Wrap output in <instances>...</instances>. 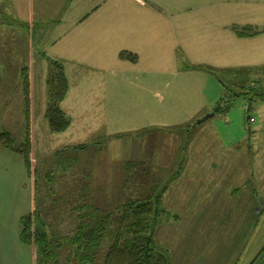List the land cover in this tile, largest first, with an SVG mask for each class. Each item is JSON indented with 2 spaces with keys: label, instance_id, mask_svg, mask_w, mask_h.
<instances>
[{
  "label": "rangeland",
  "instance_id": "rangeland-1",
  "mask_svg": "<svg viewBox=\"0 0 264 264\" xmlns=\"http://www.w3.org/2000/svg\"><path fill=\"white\" fill-rule=\"evenodd\" d=\"M143 1L149 4L150 0ZM180 1L184 2L186 12L193 9L201 12V7L215 4V0H160L156 4L163 11H159V17L164 16L165 10L166 14L169 13L168 7L170 11L175 10L173 3ZM194 27L191 28L194 30ZM207 35L202 40L200 37L194 38L189 28L186 51L192 52L187 48L191 45L189 43L198 41L205 44ZM152 44L155 45L153 54L151 45L142 50L135 40H124L121 43L123 49L138 51L137 66L145 70L133 73V78L138 79L131 83L122 82L116 89L103 92L107 103L105 106L110 108L112 117L105 114L106 117H102L101 106L93 105L90 108H99L101 116L99 111L96 113L94 110L83 117H74L72 126L63 135H50L46 122L37 112L40 107L38 101H41L45 92L42 74L34 73L36 115L32 124L30 170L19 156L0 147V186L6 189L5 195L10 198L8 208L12 213L24 211L23 214L33 218L32 232L37 228L41 241L25 244V250L10 245L12 261H15L13 259L18 252L19 264H80L73 258L72 245L66 242L76 231L77 213L72 210L74 205H82L85 201L116 215V207L127 200H144L147 196L157 195H162L163 212L158 217L153 243L156 250L168 251L172 264H197V260L234 262L243 259H239L241 254L237 248L224 250L216 247L224 244L217 243L218 226H214L217 220L222 219V215L212 216L207 197H210V193L202 191H209L210 186L200 183L204 177L209 176L213 162L224 161L221 149L220 153H211L210 149L223 146L243 153L244 148L252 146L251 138L254 139L256 133H251L254 128L249 119L264 113V101H260L259 96L253 97V94L264 92V75L239 71L232 75L230 73L233 70H228L231 68L203 63L202 59L212 60L207 56L200 58L194 53L185 55L183 50L179 54L171 50V58L164 52L162 58L163 54L156 52L159 51L158 46ZM34 51L36 70L37 59L40 57L37 55V42ZM150 58L152 63L149 62ZM163 60L164 67L169 65V71H153L152 68L156 67L157 70ZM21 61L25 63L26 59L21 58ZM215 61L219 60L214 58ZM15 68L14 65L9 68V72L0 73V131H8L18 144L24 139L26 120L21 75L13 71ZM234 76L237 77L235 82ZM143 77H148L146 83L141 82L144 81ZM184 84L185 89L180 87ZM204 85L203 96L212 100L214 107H222V111L214 117L210 116L197 124L205 114L169 129L123 130L113 137L106 134L104 122H110L115 111L116 114L120 112L124 115L122 127L135 124L131 116H126L140 114L141 109H156L158 115L168 118L179 112L176 110L184 106L183 102L187 105L201 97L197 89ZM254 85L257 88L251 90ZM237 93L248 94L244 96ZM252 98H255L253 102L249 100ZM233 108L241 109L240 128L233 124L240 115L235 114ZM226 121H230L228 125ZM211 124L217 131L209 129ZM79 144L85 147L73 149V146ZM196 146H201L203 152L196 153ZM215 156L218 158L215 159ZM230 156L232 154L229 153V159ZM252 156L253 152L251 161ZM235 157L242 162L238 156ZM198 163L199 169L195 168ZM17 192H21L20 200H17ZM200 196L203 200L199 199ZM43 233L47 236L44 242ZM110 244L109 238L103 241L96 264L102 261Z\"/></svg>",
  "mask_w": 264,
  "mask_h": 264
},
{
  "label": "crops",
  "instance_id": "crops-1",
  "mask_svg": "<svg viewBox=\"0 0 264 264\" xmlns=\"http://www.w3.org/2000/svg\"><path fill=\"white\" fill-rule=\"evenodd\" d=\"M158 2L160 0H150L149 6L143 0H0V73L9 72V68L15 65L13 71L21 75L25 70L28 74L31 152L32 124L36 115L34 73L42 74L41 81L45 92L43 98L39 93L41 101H38L40 107L37 112L46 122L50 135H63L72 126L74 117H83L94 110L96 113L100 112L97 107L94 110L90 108L93 105L101 106L102 117L104 114L112 117L110 108L105 106L107 103L103 92L116 89L122 82L131 83L138 79L133 78V73L143 68L137 66L138 51L123 49L121 43L124 40H135L142 50L151 45L152 54L155 50L152 43H155L159 49L156 52L163 54L162 58L164 52L171 58V50H175V54L183 50L185 55L194 53L200 58L207 56L212 60L202 59L203 63L231 68L228 70H233L230 73L232 75L238 71L264 75V0H215V4L210 7H201V12L193 9L196 10L193 14V10L186 12L184 2L180 1L173 3L175 10L170 11L168 7L169 13L166 14L165 10L163 17H159L163 11L156 5ZM189 28L194 38L200 37L202 40L205 35H210L205 37V44L198 41L189 43L191 45L187 48L192 52L186 51L185 42ZM35 42L37 55L40 56L36 70ZM21 58L26 59L25 63H22ZM214 58L219 61L213 62ZM54 62L62 66L68 83V91L59 107L69 118L70 125L60 133L52 132L45 119L49 103L47 82ZM149 62L152 63V58ZM164 64L163 60L157 70L156 67L152 68L153 71L167 73L170 67H164ZM143 79L141 82L146 83L148 77ZM233 79L235 82L237 77L234 76ZM20 80L22 82L21 77ZM180 87L185 89L186 85ZM204 87L206 85L196 88L201 97L187 105L183 102L181 109H173L179 112L168 118L158 115L156 109H141L140 114L126 116H131L130 119L135 124L122 127L124 115L120 112L116 114L115 111L113 119L103 123L106 134L113 137L123 130L169 129L175 127L173 125L183 124L205 114L213 113L214 117L222 111V107H214L212 100L203 96ZM21 89L23 91V85ZM22 94L24 102V92ZM99 95L102 97L98 98ZM254 99L249 100L253 102ZM258 99L264 101V98ZM113 103L115 104L114 99ZM176 103L177 100L174 104ZM233 110L235 114L241 113V109ZM240 118L242 119L241 114L233 121L238 128L241 126ZM226 122L228 125L230 121ZM249 123H253L254 130L251 133H256L254 139L250 136L252 146L244 148L243 153L223 146L210 149L211 153H220L221 149L224 161L213 162L209 176L204 177L200 183L210 186L209 191H202L210 193L211 198L208 195L207 197L212 216L222 215V219L217 220L214 226H218L217 243L224 244L216 247L224 250L237 248L241 254L239 259H243L234 262L197 260V264H264V113H260L255 119H249ZM209 129L214 130V125L211 124ZM194 151L201 153L203 148L196 146ZM229 153L232 154L230 159ZM235 156L242 162L237 161ZM200 163L195 168L199 169ZM6 193V189L0 186V264H19L18 252L13 259L15 261H12L9 248L13 245L18 250L21 247L26 249V245L20 240V231L21 219L27 215L23 214L24 211L11 212L8 208L10 198ZM16 195L17 200H20L21 192ZM199 199L203 200V197L200 196Z\"/></svg>",
  "mask_w": 264,
  "mask_h": 264
},
{
  "label": "trees",
  "instance_id": "trees-1",
  "mask_svg": "<svg viewBox=\"0 0 264 264\" xmlns=\"http://www.w3.org/2000/svg\"><path fill=\"white\" fill-rule=\"evenodd\" d=\"M52 66V74L47 82L49 103L45 119L52 132L60 133L70 125L69 118L59 107L68 91V83L62 66L56 62ZM21 78L26 120L24 139L17 144L9 132L2 131L0 132V146L19 156L25 167L30 170L29 77L25 70L22 71ZM256 88L254 85V88L250 89L255 90ZM247 94L237 93V95L244 96ZM254 96L262 98L264 92L253 94ZM84 147V144H81L73 148L83 149ZM73 208L77 213L76 231L69 240L66 239V242L72 245L73 258L77 259L80 264L87 262L96 264L98 250L107 238L111 240V244L98 264H172L168 252L156 250L153 243L158 217L163 212L162 195L147 196L144 200H127L116 207V215L104 212L99 207L85 201L82 205H74ZM32 219L31 216L21 219L20 240L26 245L31 244L32 241L34 243L41 241L39 230L35 228L32 232ZM44 241H47L46 234L42 235V242Z\"/></svg>",
  "mask_w": 264,
  "mask_h": 264
},
{
  "label": "water",
  "instance_id": "water-1",
  "mask_svg": "<svg viewBox=\"0 0 264 264\" xmlns=\"http://www.w3.org/2000/svg\"><path fill=\"white\" fill-rule=\"evenodd\" d=\"M210 116H212V114H207L203 118L199 119L196 123H199L200 121H203V120H205L206 118H208Z\"/></svg>",
  "mask_w": 264,
  "mask_h": 264
}]
</instances>
